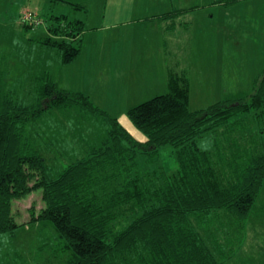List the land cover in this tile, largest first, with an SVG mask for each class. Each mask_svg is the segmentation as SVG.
Instances as JSON below:
<instances>
[{
    "label": "trees",
    "instance_id": "obj_1",
    "mask_svg": "<svg viewBox=\"0 0 264 264\" xmlns=\"http://www.w3.org/2000/svg\"><path fill=\"white\" fill-rule=\"evenodd\" d=\"M214 1L230 5L239 0ZM30 17L33 21L34 15ZM52 19L48 35L39 42L57 48L61 61L69 63L81 52L85 23L64 13ZM34 80V106L0 93V233L51 222L69 252L63 264L222 263L204 239L209 225L200 216L212 210H229L239 219L248 214L264 185V151L254 155L251 140L249 149L236 143L231 154L223 151L215 157L197 139L222 124V134L229 135L232 124L224 126L239 112L247 114L244 129L251 127L254 118L248 109L264 100V74L251 94L193 110L186 76L170 72L166 92L127 109L144 134L142 140L82 91L60 88L49 74ZM50 106L76 107L83 115L101 116L108 125L97 145L89 144L54 175L45 147L34 143L25 129L28 118ZM165 145L174 156L172 172L161 163ZM225 156L229 159H220ZM34 191L41 194L40 205L32 203L29 218L17 222L13 205Z\"/></svg>",
    "mask_w": 264,
    "mask_h": 264
},
{
    "label": "rangeland",
    "instance_id": "obj_2",
    "mask_svg": "<svg viewBox=\"0 0 264 264\" xmlns=\"http://www.w3.org/2000/svg\"><path fill=\"white\" fill-rule=\"evenodd\" d=\"M99 2L100 0H0V93L9 95L20 103L34 106L38 93L34 86L36 81L31 80V73L34 70V74L40 70H48L59 87L82 90L93 103L116 117L119 124L136 139L142 140L144 134L132 123L127 109L167 89L161 87L153 91L142 79L139 80V86L127 87L126 85L132 84L124 81L129 69V64L125 62L118 65V75L111 83V78L105 75L106 71L101 67L103 65L96 62V51L92 55L93 49L85 55L82 53L81 61L76 58L77 62L74 64H62L57 48L46 47L39 42L49 33L47 26L49 20H53L52 15L64 13L70 18L83 19L85 26H99L104 12V6L102 2L99 5ZM76 3L84 5L86 9L76 7ZM127 4L131 7L133 16V10L140 7V10H146L147 15L151 14L149 10L157 13L176 7L186 8L176 18L180 19L182 26L174 23L177 28L169 36V43L175 44L180 73L189 80L191 109L198 110L215 102L243 98L253 92L264 74V0H239L230 5L213 0H130ZM115 5H118L117 1ZM30 14L41 21L33 24ZM109 20L107 15L104 24ZM159 26L151 23L125 25L128 30L122 31L120 36L127 41L131 39L133 32H138L150 40V36H155L158 32ZM117 36L116 29L87 34L84 50L94 40L99 42L94 45L99 50H109L120 58L122 52H127V42H108L109 39L116 40ZM133 47L132 63L139 62L141 70L146 69L149 47L140 42ZM141 47L143 53L138 55ZM36 55L39 56L36 60L39 64L34 62ZM38 67L40 69L36 71ZM96 74L97 79L93 80ZM135 74L132 72L129 75ZM104 83H109L111 87L104 86ZM249 107L248 113L254 118L250 122V129H244L247 114L239 112L224 126L232 124L229 135L222 134L223 124L212 126L197 139L198 145L217 157L223 151L231 154L236 143L249 149L248 145L253 140V154L262 153L264 100L258 106L250 104ZM77 110L76 107L60 109L50 106L38 116L28 118L26 133L40 148L45 147V155L55 166L51 175L57 174L71 159L83 155L89 149V144L97 145L106 135L108 125L101 116L83 115ZM160 152L161 163L172 172L176 164L174 156L169 155L168 145L163 146ZM225 158L229 159L228 156L220 159ZM40 197V192L34 191L15 202L13 211L17 222L29 218L28 208L32 203L39 206ZM200 217L209 225L203 232L204 239L215 257L222 261L221 264H264V185L243 219L229 210H212ZM61 240L51 222H31L17 227L13 232H2L0 264H63L69 252L62 248Z\"/></svg>",
    "mask_w": 264,
    "mask_h": 264
},
{
    "label": "crops",
    "instance_id": "obj_3",
    "mask_svg": "<svg viewBox=\"0 0 264 264\" xmlns=\"http://www.w3.org/2000/svg\"><path fill=\"white\" fill-rule=\"evenodd\" d=\"M116 1L118 2V5H115ZM129 1L130 0H100L99 5H101V2H102V5L104 6V12L101 15V19L99 22L100 25L99 26L97 25L86 26V30L83 33V37H82V49H81V52L76 57L78 60L75 58V60L73 59L69 63L74 64V62L81 61L82 60L80 59L81 56L83 54L85 55L87 51L93 49L92 55L94 56L93 53L94 51H96V54L94 56L97 58L96 62L98 65H103L101 67H103L104 70L106 71L105 75L111 78V83H113V79H115L114 77L118 75L117 73L118 65L119 64L122 65V63L125 62L126 64L127 63L129 64V69L126 72L127 76L125 77L124 81H128L129 84H132L130 86L126 85L127 87H133L137 85L139 86L138 84L139 80L142 79L143 83L146 84L148 87H150L153 91L154 89H160L161 87H164L165 89L168 90L169 73L170 72L180 73V65H179V62L177 60L176 53H175V46H174L175 44L169 43V36H172L173 33L176 32L177 24L180 23V19L177 20L176 18H179L180 13L182 14L186 8L176 7V8H171L170 10L159 11L157 13L153 12V10H149L151 14L147 15L146 10H143V9L140 10L141 9L140 7V9L136 8L133 10L134 11V16H133L132 11H131L132 9L127 4V2ZM138 1L139 0H137V2ZM107 15L110 18V20L108 23L104 24L103 21L105 17H107ZM121 16H123V18H121ZM142 23H146V24L151 23L153 26L160 25L159 30L155 34V36L154 35L150 36V40H147L145 36H141V34L138 32H133L130 40L126 41V40L121 39L120 33L124 30H128V27H125V25H134V24H142ZM174 23H177V24H174ZM181 23H180V27L182 26ZM111 29L112 30L116 29L118 36L116 40L112 39L110 41L109 39L108 42H110V44H112V42L114 41H119V40L127 42V47H126L127 52L125 54L122 52V56L120 58L116 57V55L113 52H110L109 50H103V48L99 50L98 47L94 46L95 44H99V42L98 41L95 42L94 40H92L90 45H87V49L85 48L84 50L85 37L87 34H93L96 31L103 32L104 30L107 32L108 30H111ZM138 42H140L142 45L144 44L147 45L149 47L147 49L150 50L148 54L149 59L146 60V63H145L146 69L144 70H141L142 67H140L141 64L139 62L132 63V51L131 50L132 48L134 49L133 46H135ZM142 53H143V49L141 47L138 55H142ZM38 57L39 56L36 55V58L34 60L35 63H38L36 62V60H38ZM40 59H42V57H40ZM62 64H67V63H62ZM39 67L38 69H36V71H39L40 69ZM99 71L101 72V70ZM132 72L136 74L134 76L129 75ZM34 73H35V70L31 73L33 75L31 80L34 79L35 76L42 75V74H49V76L52 78L48 70H42V71L40 70L37 74H34ZM95 79H97V74L95 75L93 80ZM94 85L96 86L97 84L95 83ZM105 85H107L108 87H111L109 83L108 84L104 83V86ZM96 87H98V85ZM60 88H65L70 91H82V90H74V89H70L66 87H60ZM167 90H162L158 93L159 94L162 92L164 93ZM189 93H190V84H189ZM37 102H38V99H37ZM33 103L34 102H32V104Z\"/></svg>",
    "mask_w": 264,
    "mask_h": 264
},
{
    "label": "built area",
    "instance_id": "obj_4",
    "mask_svg": "<svg viewBox=\"0 0 264 264\" xmlns=\"http://www.w3.org/2000/svg\"><path fill=\"white\" fill-rule=\"evenodd\" d=\"M33 21H34V22H39V20H38V19H34Z\"/></svg>",
    "mask_w": 264,
    "mask_h": 264
}]
</instances>
